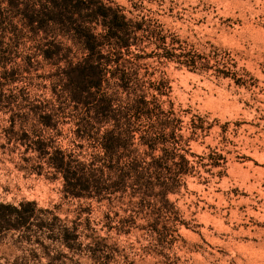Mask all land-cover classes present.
I'll list each match as a JSON object with an SVG mask.
<instances>
[{
    "label": "rangeland",
    "instance_id": "1",
    "mask_svg": "<svg viewBox=\"0 0 264 264\" xmlns=\"http://www.w3.org/2000/svg\"><path fill=\"white\" fill-rule=\"evenodd\" d=\"M105 1L128 19L145 20L131 49L145 57L131 68L143 88L162 92L152 104L160 106L158 116L140 122L162 139L154 154L178 148L193 167L168 201L158 185L150 196L129 189L106 202L63 200L49 168L39 174L31 166L39 153L72 148L71 106L56 67L41 54L44 33L4 9L0 201L59 204V227L73 223L77 207H91L92 229L81 226L72 248L36 226L26 233L42 243L17 242L20 233L9 232L0 238V264H264V0ZM188 59L197 61L195 69ZM45 115L53 116L54 129ZM38 140L49 146L38 149ZM165 164L170 171H157L161 178L175 177L178 166ZM127 216L131 226H121Z\"/></svg>",
    "mask_w": 264,
    "mask_h": 264
},
{
    "label": "trees",
    "instance_id": "2",
    "mask_svg": "<svg viewBox=\"0 0 264 264\" xmlns=\"http://www.w3.org/2000/svg\"><path fill=\"white\" fill-rule=\"evenodd\" d=\"M4 9L20 14L33 33H44L41 54L56 67L55 76L71 106L72 148L39 153L32 170L40 174L49 168V178L61 181L63 200L106 202L129 189L132 196L139 190L150 196L158 185L159 194L168 201V195L177 191L176 183L193 166L178 148L155 155L162 139L150 137L140 127L143 119L158 116L160 106L152 104L162 93L159 88L156 93L143 88L132 73L131 65L145 57L131 51L138 47L137 34L145 20L128 19L119 7L105 0H0V15ZM184 63L190 69L197 65L194 59ZM30 64L27 62L26 67ZM54 94L59 100L63 96ZM43 118L48 128H55L52 115ZM36 143L40 150L49 146L44 140ZM167 160H173L178 170L175 177L162 179L159 170L170 171ZM59 206H40L36 200L27 199L0 201V238L15 231L20 233L17 242L40 243L39 237L26 233L36 226V232H52L46 238L72 248L81 226L92 229V209L77 207L73 223L59 227L55 223L62 220ZM130 217L118 223L129 227ZM100 222L111 229L104 218ZM103 240L100 237L89 247L97 251Z\"/></svg>",
    "mask_w": 264,
    "mask_h": 264
}]
</instances>
